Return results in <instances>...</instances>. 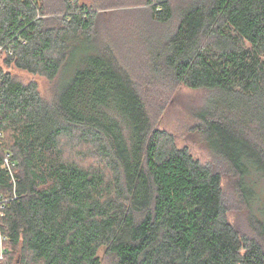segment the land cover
<instances>
[{"label": "trees", "instance_id": "16d2710c", "mask_svg": "<svg viewBox=\"0 0 264 264\" xmlns=\"http://www.w3.org/2000/svg\"><path fill=\"white\" fill-rule=\"evenodd\" d=\"M95 9L0 0V264L12 250L14 264H264L248 184L264 180V0H145L130 31L145 82L213 93L197 131L247 233L228 220L220 167L155 129L132 77L95 47ZM75 43L97 52L49 101L10 72L54 80Z\"/></svg>", "mask_w": 264, "mask_h": 264}, {"label": "rangeland", "instance_id": "374dc122", "mask_svg": "<svg viewBox=\"0 0 264 264\" xmlns=\"http://www.w3.org/2000/svg\"><path fill=\"white\" fill-rule=\"evenodd\" d=\"M96 7V36L94 45L97 49L101 46L113 52L116 64L128 73L135 82L137 90L144 99L145 106L151 117L155 129L164 130L172 135L178 147H185L201 164L220 167L223 177L222 186L228 206V220L239 230L248 232L247 217L254 214L264 222V180L250 181L254 198H252L250 213L242 207L232 196L231 178L227 176L224 168L207 149L206 142L197 131L200 122L196 112L204 109L213 93L206 90H191L181 84L170 81L145 82V55L137 48L130 45L132 37L131 24L139 19L145 20V0H80ZM141 41L145 49V28L142 29ZM127 40V41H126ZM156 40L148 42L149 48H157ZM75 43L66 64L54 80H48L39 75H32L12 68L10 72L21 81H33L37 84L43 99L50 100L54 93L62 92L72 81L77 70L81 67L88 55L95 54L97 50L90 46ZM100 46V47H99ZM158 81V82H156ZM6 244H0V249ZM8 247V246H7ZM17 250H12L13 264L17 257Z\"/></svg>", "mask_w": 264, "mask_h": 264}, {"label": "built area", "instance_id": "2783aa9c", "mask_svg": "<svg viewBox=\"0 0 264 264\" xmlns=\"http://www.w3.org/2000/svg\"><path fill=\"white\" fill-rule=\"evenodd\" d=\"M2 168L5 169L8 172V174H10L11 177H13L14 164L10 162L8 154L5 155ZM0 244H1V238H0ZM0 258H2L1 252H0Z\"/></svg>", "mask_w": 264, "mask_h": 264}]
</instances>
